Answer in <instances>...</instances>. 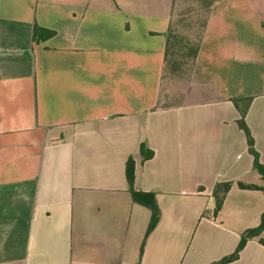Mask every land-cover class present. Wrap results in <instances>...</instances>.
<instances>
[{"label": "crops", "instance_id": "crops-1", "mask_svg": "<svg viewBox=\"0 0 264 264\" xmlns=\"http://www.w3.org/2000/svg\"><path fill=\"white\" fill-rule=\"evenodd\" d=\"M171 6L0 0V264H210L259 223L263 192L236 184L262 180L230 99L252 96L264 166V0H217L189 78L156 108ZM35 24L55 34L34 41ZM128 157L160 208L141 254L150 211L132 201ZM221 264H264V244Z\"/></svg>", "mask_w": 264, "mask_h": 264}, {"label": "trees", "instance_id": "trees-1", "mask_svg": "<svg viewBox=\"0 0 264 264\" xmlns=\"http://www.w3.org/2000/svg\"><path fill=\"white\" fill-rule=\"evenodd\" d=\"M200 2L199 9L202 13H205L202 18L199 14L195 13L196 10L191 9L188 12L177 15L176 23L173 15V0L169 18L168 27L164 33L165 35V44L163 51V61L162 69L160 76V91L158 96V102L156 108L164 107L162 103L164 99L172 100V95L167 90V85L174 82H183L189 78V74L193 68L194 62L196 60L198 50L201 44L203 31L206 25V18L209 13L211 6L217 0H197ZM199 15L197 17L194 16ZM182 16L183 18H181ZM201 17V18H200ZM199 18V19H197ZM199 23L197 24L196 21ZM187 21L190 26L191 22H194L197 26L195 32L190 29V32H183L181 29L177 28V22ZM199 27V28H198ZM189 28V27H188ZM55 34V30L41 27L39 25H34L32 28V39L34 41L47 39ZM236 109L239 112V117L236 120L238 127L244 132L248 152L252 155L253 158V168L260 174L262 184L256 185L252 183H244L237 181L236 184L240 188L248 189H258L263 192L264 195V166L259 160V153L255 148L254 138L250 132V129L245 121L246 111L249 107V104L252 100V96L244 97H233L230 99ZM139 152L141 155L142 161L149 159L153 155V150L148 148L144 142H141L139 145ZM125 175L128 182L129 192L132 198V201L141 204L149 209L150 217L149 222L144 234L140 246V254L143 250V243L147 235L153 230L160 218V208L156 202L155 193L152 191H141L135 190L133 188L134 182V160L132 157H128L125 164ZM232 185L231 181H222L216 182L212 191V197L214 199V206L211 211L213 217L217 215L219 210L222 207L223 200L229 191ZM205 214V212H204ZM264 230V210L260 215L259 223L254 226L247 228L240 234V238L234 250L221 257L220 259L211 262L210 264H221L231 262L239 257L240 251L243 249L246 241L252 237H259V242L264 244V238L261 237V233ZM136 264H139L137 262Z\"/></svg>", "mask_w": 264, "mask_h": 264}, {"label": "rangeland", "instance_id": "rangeland-1", "mask_svg": "<svg viewBox=\"0 0 264 264\" xmlns=\"http://www.w3.org/2000/svg\"><path fill=\"white\" fill-rule=\"evenodd\" d=\"M199 5H200V2H198L197 0H173V11H174L173 15L175 16L174 17L175 23H176V19L178 18L177 15L188 12L191 9L196 10L195 13H200L199 15L203 18L205 13H202L200 10H198ZM199 15L194 16V19H195V17H197ZM180 17L183 18L182 16H180ZM197 19H199V18H197ZM196 23L198 24L199 22L196 21ZM177 28L181 29V31L187 33V32H190V29L193 32H195V30L197 29V26L194 22H191V24L189 26L187 21H181V22H177Z\"/></svg>", "mask_w": 264, "mask_h": 264}]
</instances>
